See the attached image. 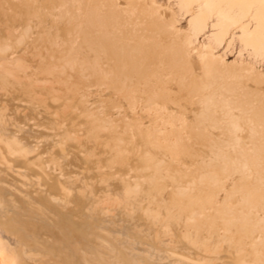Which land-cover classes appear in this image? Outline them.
<instances>
[{
  "label": "bare ground",
  "instance_id": "obj_1",
  "mask_svg": "<svg viewBox=\"0 0 264 264\" xmlns=\"http://www.w3.org/2000/svg\"><path fill=\"white\" fill-rule=\"evenodd\" d=\"M176 3L0 0V264H264V71L195 42L264 0Z\"/></svg>",
  "mask_w": 264,
  "mask_h": 264
},
{
  "label": "rangeland",
  "instance_id": "obj_2",
  "mask_svg": "<svg viewBox=\"0 0 264 264\" xmlns=\"http://www.w3.org/2000/svg\"><path fill=\"white\" fill-rule=\"evenodd\" d=\"M42 2V0H41ZM156 2L158 4H161L162 7L166 8H170L173 9L176 12V15L178 16V27H181V29L183 30H189V25H188V18L189 16L186 14H183L182 11H180L178 9V5L176 3V0H156ZM45 9V8H43ZM50 10H53L55 15H56V19H57V24L60 23L62 20L60 17H58L57 15V8H52L51 6H49ZM49 17V16H48ZM50 19V17H49ZM46 29L51 27V23L49 20L46 21ZM233 32H238L237 27L235 28L233 25L230 27V35L227 36V38L225 39V41H223L221 44L215 42L214 40H211L208 37V33H210V28L207 29L205 31V33L200 34L197 37V41H195L196 43H199L200 45H202L203 47L205 45L208 44H212L213 47V51L216 55H220L221 57H223L227 62H233V61H238L241 58L245 59L249 62L252 63L253 66L257 67L258 69H260L261 71H264V53H255L250 47H246L244 45L241 44V42L238 40L237 37H234L230 43H229V39L231 38V34ZM60 38H58L59 40ZM240 52V53H239ZM105 87V85H104ZM91 88H93V93L96 95H94L96 98H102L103 96L106 95V93L108 92V90L106 88H103L101 91L99 92L97 87L95 85H92ZM93 93H91V95L89 96V99L93 100V98L95 99V97H93ZM108 95V93H107ZM93 102V101H91ZM97 104H106V102L104 101H96ZM40 107V111L43 109V107ZM113 110V109H112ZM135 112L134 114L136 115H140L143 114L144 117L142 118V121H145L146 123V119H147V113L141 111V105H136L135 106ZM44 110H42L41 112H43ZM115 111V110H114ZM31 112H35L33 110H31ZM43 115H47L48 114L45 112L43 113ZM40 118L41 115L39 116ZM42 120H46V119H42Z\"/></svg>",
  "mask_w": 264,
  "mask_h": 264
}]
</instances>
